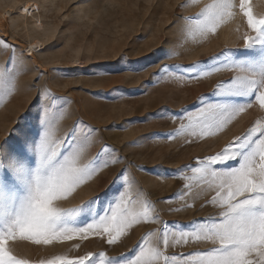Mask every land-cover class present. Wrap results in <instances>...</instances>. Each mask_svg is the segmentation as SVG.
Here are the masks:
<instances>
[{
	"label": "rangeland",
	"instance_id": "1",
	"mask_svg": "<svg viewBox=\"0 0 264 264\" xmlns=\"http://www.w3.org/2000/svg\"><path fill=\"white\" fill-rule=\"evenodd\" d=\"M23 1L0 0V36L17 46L15 72L0 89V141L8 137L15 145L35 132L42 107L48 108L53 138L66 141L61 151L76 141L78 166L95 169L54 205L66 210L85 202L76 225L86 226L123 194L133 213L150 206L158 218L132 222L112 245L95 233L39 244L16 238L8 241L13 255L29 264L88 252L127 258L142 237L149 243L159 238L162 222L171 240L192 229L191 221L219 217L221 209L211 203L218 181L192 169L202 167L198 158L264 123V108L254 98L219 129L200 115L201 108L242 99L215 91L233 73L214 67L264 60V48L242 47L243 35L254 33L239 0L215 31H201L197 21L216 0H33L28 15L20 11ZM251 7L255 16L264 15V0H251ZM8 55L0 48V70ZM212 246L189 240L167 254Z\"/></svg>",
	"mask_w": 264,
	"mask_h": 264
},
{
	"label": "snow or ice",
	"instance_id": "2",
	"mask_svg": "<svg viewBox=\"0 0 264 264\" xmlns=\"http://www.w3.org/2000/svg\"><path fill=\"white\" fill-rule=\"evenodd\" d=\"M235 6L232 0H216L198 14L203 19L197 21V27L201 31H215L219 21L226 15H233ZM239 8L247 18L248 29L254 33L243 35L242 47L264 48V15H254L251 0H239ZM16 47L0 36V48L9 52L0 70V89L15 72ZM168 67L165 66V70ZM220 67L229 69L233 75L218 84L215 91L242 99L200 109L201 117L216 121L213 126L217 129L246 106H251L253 98L264 108V60L252 65L226 63L214 68L219 70ZM218 115L222 119L217 120ZM51 116L49 109L42 107L35 132L25 133L15 145L9 144L8 137L0 141V264H29L28 260L13 255L8 247L9 240L29 239L39 244L57 237L71 238L74 233L82 238L95 233L106 234L108 244L112 245L132 222L141 217L158 218L150 215V206L133 213L123 194L86 226L76 225V217L85 202L66 210L55 206L54 201L67 196L95 169L78 166L80 150L74 147L76 141L61 151L66 141L53 138L49 130ZM197 163L202 167L193 168L194 173L218 181L211 203L221 209L219 217L191 221L192 229L181 230L179 236L173 235L171 240L162 222L159 238L149 243L142 237L138 251L131 257L88 252L73 259L56 256L46 264H158L161 260L162 264H264V123L257 121L220 152L203 160L198 158ZM217 165L222 167L217 168ZM189 240L211 242L213 246L192 253L167 254L168 248Z\"/></svg>",
	"mask_w": 264,
	"mask_h": 264
},
{
	"label": "bare ground",
	"instance_id": "3",
	"mask_svg": "<svg viewBox=\"0 0 264 264\" xmlns=\"http://www.w3.org/2000/svg\"><path fill=\"white\" fill-rule=\"evenodd\" d=\"M35 3L33 0H25L22 2L20 6V11L23 15H28L29 13L33 12ZM32 47V46H31ZM30 49V47H28Z\"/></svg>",
	"mask_w": 264,
	"mask_h": 264
}]
</instances>
